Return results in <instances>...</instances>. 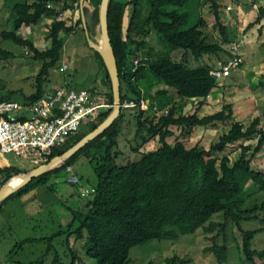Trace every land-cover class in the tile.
Segmentation results:
<instances>
[{"label": "trees", "instance_id": "16d2710c", "mask_svg": "<svg viewBox=\"0 0 264 264\" xmlns=\"http://www.w3.org/2000/svg\"><path fill=\"white\" fill-rule=\"evenodd\" d=\"M48 1L37 0L34 5H16L12 16L14 31L0 32V43L11 40L28 48L34 58L42 62L36 79L37 92L30 100L41 97L43 84L49 77L50 70L55 68L63 56L66 39L82 24V19L73 23L72 20L59 18L60 13L56 9L47 8ZM71 1L70 7L80 0ZM101 1L84 0L82 4L90 41L95 28L98 29L99 38L101 36ZM145 1L149 3V13L142 19L141 11ZM194 1L196 0L109 1V35L120 75L122 101L139 98L143 85H147L146 90H151L156 83L174 89L181 99H206L215 90L217 84L212 70L227 55L229 37L220 21L215 0L212 1V8L216 27L222 37L221 43L210 41L207 24L202 18L192 27L185 28L191 16L182 9ZM58 3L54 2L55 5ZM169 7L173 9L166 12ZM260 13L262 15L263 11ZM45 15H50L53 19L46 35V39L50 40V47L39 51L31 40L22 38L17 31L23 25L35 27ZM260 17L257 21H260ZM152 32L159 36L167 48V55L147 58L133 74L128 67L138 57V51L149 47L145 38ZM92 40L98 42L97 39ZM92 51L99 69L104 72L102 81L108 86V90L88 91L104 107L88 118V130L85 134L81 137L77 135L66 145L52 150L47 162L78 144L113 112L114 97L108 69L100 52L95 49ZM10 55L12 54L0 46V58ZM191 57L203 65L193 66L189 61ZM207 57L212 59L211 62L206 61ZM138 109V114L134 116L137 123L136 136L144 144L150 138L158 137L161 144L159 148L144 153L139 151L138 160L118 164L122 155V151L118 149L119 138L127 115V111L122 109L119 117L97 138L15 193L22 195L33 185H45L50 174L65 171L81 155L87 158L96 177L95 184L92 189L80 195L81 202H85L83 208L80 203L67 206L72 220L67 230L61 232L66 235L65 244L71 258L69 264H76L81 259V253L73 246L76 241L83 242L84 264H91L89 260H94L96 264H129L130 253L135 247L150 241H176L181 236L195 234L199 229H202L206 240L210 242L204 251L212 254L218 264H227L229 224H234L242 234V251L247 260L254 263L256 257L264 258V250L252 249L256 233L264 229L245 231L242 227V223L247 220L264 223V218L260 219L255 215L258 212L264 213V200L250 210L247 207L248 198H251L253 191L264 192V172L253 170L250 160L246 159L248 151L252 149L250 145L241 147L239 159L232 164L228 156H223L222 159L217 156L239 140L256 135L259 139L253 154L259 153L264 146V129L259 127L260 119L255 118L245 127L241 122L233 120L232 105L229 103L224 104L220 112L202 118L196 112L176 117L173 105L157 121L155 116L145 115L146 106ZM228 121L231 123L229 130L208 149L198 146L187 148L183 141L177 140L173 144L168 141L173 136L170 130L172 126L190 132L195 127L213 126V123ZM146 127L148 137L143 134ZM64 147L66 148L62 150ZM134 150L138 153V149ZM66 176L69 177L67 174ZM45 259L46 256L42 258ZM53 261V264H64L59 254H55ZM187 263V260L176 255L167 259V264Z\"/></svg>", "mask_w": 264, "mask_h": 264}, {"label": "crops", "instance_id": "0c3cea01", "mask_svg": "<svg viewBox=\"0 0 264 264\" xmlns=\"http://www.w3.org/2000/svg\"><path fill=\"white\" fill-rule=\"evenodd\" d=\"M55 1H58L59 3L55 5ZM200 1L201 0H197L196 17H198V19H204L207 27L212 29L213 27H210V21L201 12L202 10L199 4L201 3L202 5V2ZM210 1L212 2L213 0ZM36 2L37 0H0V16L4 15L5 17V22L3 21V23H0V26L5 25L10 28L9 30H0V32L14 31V19L12 16L13 8L16 5H34ZM83 2L84 0H80L77 3V6L74 2L72 7H70V4H72L71 0H49L48 4H51L52 9H56L57 12L60 13L59 18L62 20H67L69 18L72 20V18H74V21H76L77 18L82 19L81 26L85 28V16L82 8ZM215 2L218 6L220 21L226 28V32L229 37V42L227 44L228 53H226V56L223 54L225 57L220 62L225 63L229 60V58L232 57L231 45L236 42L239 45L243 57V64L241 68L227 78L216 80L217 87L206 99H181L178 97L174 89L166 87L161 83H156L151 90H146L145 86L147 85H143L142 92L148 101V109L145 110L146 116H148L147 113L151 111L150 107L155 111L157 110V107L165 109L167 102L170 99L171 107L173 105L175 107L176 117L179 115H189L196 112L200 118L218 113L221 111L223 105L226 104L225 102L227 101L232 105L233 120L241 122L240 119H236L237 117L234 116V114L238 112L234 107V100L238 94L237 92L240 91L239 89L237 90L238 83L241 81L247 82L250 86V89L264 88V0H215ZM228 6L231 7L230 10L227 9ZM79 11L80 16H78ZM260 11H263L262 15ZM148 13L149 8L145 16H147ZM259 17L260 21H257ZM52 22V16L45 15L38 25L33 28L23 25L17 31V34L24 39L31 40L39 51L46 50L50 47V40L48 41V39H46V35L49 32V27L51 26ZM41 28L47 30L45 32L46 34L44 33V38L48 45L45 48H42V43L39 42L40 39L38 31ZM220 38L221 39L210 41L213 43H221L222 37L220 36ZM247 52L252 58L251 62L246 63L244 56H246L245 54H247ZM255 55H259L258 58H256ZM211 60L212 59L209 57L206 58L207 62H211ZM189 61H191L193 66L203 65L202 62H199V60H195L192 57L189 59ZM41 63L42 62L40 61V64ZM40 70L41 66L39 65V67L34 69L33 73L25 76L24 80L31 84L29 90L26 91L22 88L16 90H4L6 93L0 94V101H13L18 103L21 106L20 111H23V109L26 108L29 109L37 101L30 100V98L37 92L36 81L34 82V78L36 77L37 79ZM253 82L255 83V88L252 87ZM64 84H66V82ZM61 87L70 88L67 85H51L49 75L43 84L42 95L39 99L44 98L48 93H52ZM249 95L250 93L248 92L244 94L243 102ZM146 96H149V99ZM157 96L159 97L157 98ZM256 96L257 95H255V97ZM19 115L20 114H15L14 116L18 117ZM128 115L131 114L129 113ZM130 118L133 119L132 117H129V119ZM212 127L213 126H204L203 128L210 129ZM198 128H201V126ZM170 130L173 132L172 137H175L176 129L170 128ZM170 138H168V141ZM178 141L181 140L178 139ZM34 152L35 151L29 150L0 153V155L3 156H0V190L4 188H8L10 190L16 188L31 173L38 170L41 166H46V169L38 176L52 170L60 163L53 162V158L50 159L49 162H44L42 161V157L39 152ZM10 154L14 156L11 158L5 157L6 155ZM83 158L88 162L87 158L83 155H81L78 159ZM20 159L25 160L26 163H23V161H20ZM71 166L73 168V173H75L74 175L79 178L80 183L78 185H72L68 182V178H66L64 181H66V183L70 186L68 189H60L59 197L62 198V201L52 200L47 196V194L50 195V193L55 192L52 190L53 188H57L54 186L56 185L55 179L59 176V174L63 173L64 170L60 173L50 174L48 183L45 185H33L22 195L15 194L24 186L29 184L34 178L38 177L36 176L22 188L11 193L8 197L0 202V264H10V262H12V264H53V257H55V254H59L60 257L61 254H64L63 257L68 258L67 246L62 242L66 235L61 233L62 231L67 230L72 220L71 213L67 206H72L74 204L78 205L80 203L79 205H81L83 208L85 202H81L82 196L80 197V195L82 192L88 190V188H86L84 185V179L76 171V163L74 162ZM48 185L49 188L47 187ZM26 240L29 241L24 243ZM41 244L44 245L46 250L43 255L38 249ZM73 246L81 253V259H79L76 264H84L85 257H83L82 249L83 242L76 241ZM64 247L66 248L65 250ZM26 253L29 254L28 257H25ZM44 256H46V261L41 259ZM86 261L88 262L87 259Z\"/></svg>", "mask_w": 264, "mask_h": 264}, {"label": "rangeland", "instance_id": "374dc122", "mask_svg": "<svg viewBox=\"0 0 264 264\" xmlns=\"http://www.w3.org/2000/svg\"><path fill=\"white\" fill-rule=\"evenodd\" d=\"M200 2H202V5L201 3L199 4L201 6L202 14H204L210 21V27H213L212 29L206 27L210 40L221 39L219 30L215 25V16L211 7L212 2L210 0H201ZM196 6L197 0L182 9V11L184 12H189L191 16L188 26L185 27L186 29L192 27L198 20V17H196ZM148 8L149 3L145 1L144 7L141 11L142 19L146 17L145 15L148 11ZM172 9V7H169L166 9V12H170ZM78 14V16H80V11ZM79 19L77 18L76 21H74V18H72V22L76 23ZM3 21L5 22L4 15L0 16V23H3ZM76 28L77 29L74 30L72 34L66 39L63 56L60 62L56 64L55 68H52L50 70V84L59 86L67 85L68 87H70V89L74 90L95 89L97 91L102 89V91H106L108 90V86L105 85L102 81V78H104V72L99 69L92 51L96 46H100L102 37L100 36L99 38L98 29L96 30L95 28V33L92 36L94 39H97L98 42H92L93 38L91 39V41L89 40L90 36L89 32L86 30V27L84 28L83 26L78 25V27ZM3 29L9 30L10 28L5 25L0 26V30ZM46 31L47 30H45L44 28H41L38 31L40 39L39 42L42 43V48H45L48 45L44 38V33ZM145 40L147 41V43H149V47L147 49H141L140 51H138V57L153 59L167 55L168 50L156 33L152 32L145 38ZM0 46L3 50L11 52L12 54L7 58H0V94L6 93L4 90L7 91L9 89L16 90L22 88L26 91L29 90L31 84L25 81L24 78L26 75L33 73L34 69L36 67H39V65L42 67V63L40 64V61L34 58L33 53L28 48L16 44L11 40L1 41ZM245 55V62H251L252 57L250 56V54H248L247 52V54ZM258 56L259 55H255L256 58H258ZM63 64L67 66V70L65 72H60L59 67ZM35 81L36 77L34 78V82ZM65 82L66 84H64ZM254 85L255 83L253 82V88H255ZM238 89L240 91L237 92L238 94L234 100V107L238 112H236L237 114L235 113L234 116L237 117L236 119H240L241 123L245 127H248L255 118H259V127L261 129H264V88L250 89V86L247 82L241 81L238 83L237 90ZM247 92L250 93V95L246 97L247 99L243 102L244 94ZM255 95L257 96L255 97ZM146 97H148L149 99V96ZM158 97L159 96H157V98ZM225 103L228 102L226 101ZM146 107V109H148V101ZM170 107L171 99L167 102V106L165 109L157 107V110L155 111L150 107L151 111L147 114L149 117L155 116V121H157L161 116L166 115L169 112ZM126 111L127 115L124 123L122 124L123 132L122 134H120L119 138L118 149L122 151V155L117 161L119 165H124L128 162L138 160L140 158L139 151L140 153H144L147 151H151L161 145L158 137L150 138V140L144 144L142 139L136 136L137 123L134 119V116L138 114L139 109H131ZM129 113L131 115H128ZM129 117H132L133 119H129ZM87 121L88 119H85L82 126L80 127L78 134L80 137L88 130ZM213 124V127L210 129H206L203 128L204 126H201V128H193L190 132L187 131V129L182 130L177 126H172L171 128L176 129V138L171 137L169 141L173 144L175 143V141L180 139L185 143L187 148L198 146L201 149H208L211 144L217 142L220 136L225 134L229 130L231 123L230 121H228L216 122ZM143 134L146 137L149 136L147 127L143 131ZM258 139L259 137L257 135L251 138L241 139L236 144L230 145L223 153L218 154L217 156H219L220 159H222L223 156H228L232 164L237 159H239L241 155V147L250 145L252 149L248 151L246 159L250 160V164L253 170L264 172V146L259 153L253 154V149L255 148ZM65 148L66 147H64L62 150H64ZM134 149H138V153H136ZM13 156L14 155L10 154L6 155L5 157L11 158ZM78 158L75 161L76 171L84 179L83 182L85 187L90 190L96 181L93 168L90 163L86 161V159ZM20 161L26 163L23 159H20ZM66 178L67 176L64 172L59 174V176L55 179L56 185H54L57 188L52 189L55 191L54 193H50V195L47 194L49 198H51L52 200L62 201V198L59 197L60 189H68V187L70 186L64 181ZM47 187L49 188V185ZM250 189H248L247 191H250ZM254 192L255 191L251 193V198H248V210L252 209L255 204H260L264 200V192ZM255 215L259 216L260 219L264 218V213L262 212H258ZM77 225L78 224H76L75 227H77ZM242 227L245 231L262 230L264 229V223L260 222L259 220H247L242 223ZM228 233L229 259L227 264H264V258L256 257L254 263L247 260L242 251V234L234 224H229ZM65 238L62 241L63 243H65ZM208 245H210V242L206 240V234L202 231V229H199L195 234L181 236L176 241H150L144 245L135 247L130 253L129 264H167V259L174 255L179 256L181 259L187 260V264H218L212 254L204 251V249ZM65 247L64 250L66 249ZM38 249L42 255L46 251L43 244H41ZM252 249L257 251L264 250V231H258L256 233L252 241ZM28 256L29 254L26 253L25 257ZM63 256L64 254H61V261L65 264H69L71 258H69L68 254V258ZM89 261L91 264H96L94 260ZM10 264H12V262H10Z\"/></svg>", "mask_w": 264, "mask_h": 264}, {"label": "built area", "instance_id": "2783aa9c", "mask_svg": "<svg viewBox=\"0 0 264 264\" xmlns=\"http://www.w3.org/2000/svg\"><path fill=\"white\" fill-rule=\"evenodd\" d=\"M78 2H75L77 6ZM47 8L52 9L51 4ZM231 9L230 6L227 7ZM232 57L225 63L220 62L212 70L216 80L227 78L238 71L243 64L239 45H231ZM146 57L132 60L128 69L135 74ZM66 65L60 67L65 71ZM147 101L142 95L137 99H124L121 108L136 110L146 106ZM104 107L91 96L88 90H74L67 87L56 89L44 98L37 100L29 109L21 110V106L13 101H0V153L35 151L39 152L43 161L47 162L52 150L66 145L79 133L85 119L98 109ZM15 114H20L15 117ZM71 184H79L80 180L73 173L72 166L65 169Z\"/></svg>", "mask_w": 264, "mask_h": 264}, {"label": "water", "instance_id": "95a60500", "mask_svg": "<svg viewBox=\"0 0 264 264\" xmlns=\"http://www.w3.org/2000/svg\"><path fill=\"white\" fill-rule=\"evenodd\" d=\"M109 1L110 0H102L100 4L99 19H100V29H101L102 40H101L100 46L99 47L96 46L95 50L99 51L100 54L102 55L105 65L108 69L110 78H111L113 97H114L113 112L99 127H97L94 131L86 135L78 144H76L71 149L66 151L63 155L53 158V162L55 163L65 161L67 158L75 154L79 149L87 145L90 141H93L95 138H97L119 117L122 111L120 75H119V70L117 66L114 49L111 44V39L109 35V27H108V10L107 9H108ZM45 169H46V166L40 167L35 172L31 173L22 183H20L16 188L12 190L8 188H4L0 190V202L6 197H8L11 193L22 188L31 179L41 174Z\"/></svg>", "mask_w": 264, "mask_h": 264}]
</instances>
